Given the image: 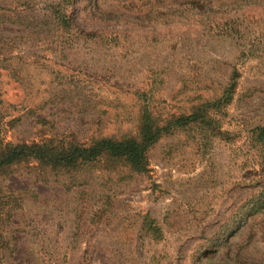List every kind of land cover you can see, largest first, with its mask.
Wrapping results in <instances>:
<instances>
[{
    "label": "rangeland",
    "instance_id": "1",
    "mask_svg": "<svg viewBox=\"0 0 264 264\" xmlns=\"http://www.w3.org/2000/svg\"><path fill=\"white\" fill-rule=\"evenodd\" d=\"M144 111L170 124L144 173L12 167L37 239L1 264H264V0H0L3 144L136 137Z\"/></svg>",
    "mask_w": 264,
    "mask_h": 264
},
{
    "label": "trees",
    "instance_id": "2",
    "mask_svg": "<svg viewBox=\"0 0 264 264\" xmlns=\"http://www.w3.org/2000/svg\"><path fill=\"white\" fill-rule=\"evenodd\" d=\"M234 84L226 88L225 97L220 98L219 102L231 96ZM210 104L211 102L208 106ZM197 117L196 113L186 117L182 115L176 117L174 123L180 126L186 125ZM169 125L168 121L167 124L163 121H155L148 111H144L136 137L116 138L115 135H110L93 139L89 143L45 139L40 142L24 141L5 144L0 138V264L15 252V248H11V239L20 240L13 235V228L17 231L20 229L26 231L35 239V245L37 239V234L34 233L36 229L26 223V217H15L16 222L11 220L13 213L22 208L24 200L14 189L5 185V179L11 175L12 167L21 163L35 162L45 169L56 171L106 160L123 162L131 170L144 173L148 168V150L170 131ZM5 225L9 229H5Z\"/></svg>",
    "mask_w": 264,
    "mask_h": 264
}]
</instances>
